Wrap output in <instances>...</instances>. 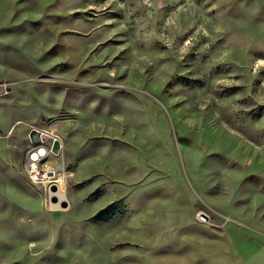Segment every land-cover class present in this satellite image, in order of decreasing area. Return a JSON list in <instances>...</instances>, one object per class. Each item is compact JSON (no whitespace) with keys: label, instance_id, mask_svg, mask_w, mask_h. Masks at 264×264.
Returning a JSON list of instances; mask_svg holds the SVG:
<instances>
[{"label":"rangeland","instance_id":"374dc122","mask_svg":"<svg viewBox=\"0 0 264 264\" xmlns=\"http://www.w3.org/2000/svg\"><path fill=\"white\" fill-rule=\"evenodd\" d=\"M0 264H264V0H0Z\"/></svg>","mask_w":264,"mask_h":264},{"label":"built area","instance_id":"2783aa9c","mask_svg":"<svg viewBox=\"0 0 264 264\" xmlns=\"http://www.w3.org/2000/svg\"><path fill=\"white\" fill-rule=\"evenodd\" d=\"M40 138H45V136H48L51 138V143L53 146L57 143L58 139L57 137L53 135H48L47 132L41 131L39 132ZM53 150L50 147V144H46L42 142L41 144H37L35 147L32 148V150L29 152L28 161L26 164V170L28 172V175L30 179L37 183V182H47L43 179L46 177L47 174H49V166H48V158L52 155ZM50 175V174H49ZM49 185L52 184V182H48ZM200 221H204L205 217L200 215L199 216Z\"/></svg>","mask_w":264,"mask_h":264},{"label":"water","instance_id":"95a60500","mask_svg":"<svg viewBox=\"0 0 264 264\" xmlns=\"http://www.w3.org/2000/svg\"><path fill=\"white\" fill-rule=\"evenodd\" d=\"M30 137L32 138V141L34 143H38L39 142V133L37 130H32L30 133ZM50 175H53V173L51 172ZM50 189H51V197H50V201L53 204H60L63 207H68V202L66 200L60 201V198L58 196V192H59V186H57L56 184H51L50 185Z\"/></svg>","mask_w":264,"mask_h":264},{"label":"bare ground","instance_id":"6f19581e","mask_svg":"<svg viewBox=\"0 0 264 264\" xmlns=\"http://www.w3.org/2000/svg\"><path fill=\"white\" fill-rule=\"evenodd\" d=\"M58 177L59 176L56 175V173H55V175H49V174H47L46 177L43 180L44 181H47V182H52V184L55 183L58 186H60L61 179H58ZM58 196L60 198V201H63L65 199V196L62 195V187L61 186H60V192H58ZM59 206H60V204L53 205V207H55V208H58Z\"/></svg>","mask_w":264,"mask_h":264}]
</instances>
